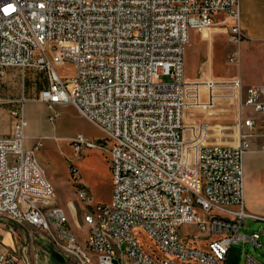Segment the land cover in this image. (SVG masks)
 I'll use <instances>...</instances> for the list:
<instances>
[{
    "label": "built area",
    "instance_id": "obj_1",
    "mask_svg": "<svg viewBox=\"0 0 264 264\" xmlns=\"http://www.w3.org/2000/svg\"><path fill=\"white\" fill-rule=\"evenodd\" d=\"M219 15L236 44L228 60L237 62L247 38L239 0H0V79L9 66L45 72L39 100L48 120L54 125L60 107L73 105L103 132L99 139L76 133L75 153L107 150L112 172L111 200L84 213L81 239L36 158L44 137L27 147L28 121L12 110V132L0 135V229L12 236L7 223L32 226L81 264H229L239 240L264 247L261 230H242L246 217H258L246 206L244 160L264 127V83L185 75L190 31L215 25ZM202 83L209 84L206 97ZM214 84L237 102L236 142L211 141L210 122L195 116L215 105ZM77 185L78 198L91 204ZM185 225L205 242L196 244V235L181 231ZM137 229L162 256L140 242ZM244 255V264H264ZM19 261L17 248L0 240V264Z\"/></svg>",
    "mask_w": 264,
    "mask_h": 264
},
{
    "label": "rangeland",
    "instance_id": "obj_2",
    "mask_svg": "<svg viewBox=\"0 0 264 264\" xmlns=\"http://www.w3.org/2000/svg\"><path fill=\"white\" fill-rule=\"evenodd\" d=\"M219 17H222L219 15ZM223 36H221L222 38ZM249 39V38H248ZM249 41H253L250 39ZM254 42V41H253ZM15 67V66H14ZM61 73L70 72L71 69L59 67ZM218 72L223 76H228L230 67L221 65ZM169 80L168 76L163 77ZM225 85L214 84L216 90L215 105L211 108H199L196 111L197 118L209 121L216 137L210 140L233 142L237 140V102L229 96L231 93L228 89L221 88ZM202 95L206 97L208 83H202ZM67 120L59 132V137L53 139L54 144L47 146L45 141L41 146L36 148L37 157L41 158L47 177L54 185L57 193V201L64 204L68 212L70 224L76 234L81 238L87 235L88 228L84 222V213L90 207H95L97 203L110 202L112 196V172L110 168L109 152L98 147L90 148L77 155L71 145V138L78 132H83L95 139L102 137L103 132L93 123L86 120L76 112L69 110L66 112ZM192 117V116H191ZM190 120V116L186 117V121ZM249 149L245 153V192L246 206L249 212L258 217L248 216L245 218V224L242 230L246 233L261 230L263 235L260 240L264 242V150L259 152H250ZM70 165L77 168L78 180L73 178ZM78 181L85 185L91 196V204H87L80 200L77 193ZM76 191V192H75ZM71 199L72 205L68 207L67 201ZM4 219L0 220V224H4ZM12 226L14 233L12 234L13 243L19 253L20 260L26 261L28 264H41V256L39 251L46 246L52 244L46 233L29 225H19L14 222L7 223ZM9 228V227H8ZM182 232H191L196 235L195 242L204 243L203 237L199 236V230L193 225H185L181 228ZM136 234L140 242L147 248L155 249L160 256L163 254L155 248L154 242L144 232L137 229ZM199 236V237H198ZM11 235L0 230V240L8 244ZM55 247V246H54ZM231 264H244L245 252L249 251L260 261L264 262V247L256 248L251 242L244 243L242 240L233 243L230 248ZM43 264V263H42Z\"/></svg>",
    "mask_w": 264,
    "mask_h": 264
},
{
    "label": "crops",
    "instance_id": "obj_3",
    "mask_svg": "<svg viewBox=\"0 0 264 264\" xmlns=\"http://www.w3.org/2000/svg\"><path fill=\"white\" fill-rule=\"evenodd\" d=\"M239 5L240 21L247 38L240 44L238 61L228 60V55L236 48V44L229 40L228 24H223L222 17L217 16L215 25L203 30L192 29L190 31L189 43L185 52V75L188 79L205 81L232 79L239 76L244 85L264 83V0H239ZM221 36L223 37L221 38ZM250 39H253L254 42L249 41ZM221 65L230 67L228 76H223L218 72ZM46 86L45 72L33 68L22 69L18 66L6 68L4 76L0 79L1 136H7L12 132L11 111L21 110L28 121L27 147H34L41 137H44L42 142L46 140L47 146L54 144L53 139L59 137V132L67 120L66 112L72 110L77 113V111L73 105L61 106V114L53 125L48 120L47 105L39 100L40 91ZM262 133H264V127H259L258 135L252 139L250 152H259L262 149ZM35 154L39 163L43 165L44 161L37 157L36 150ZM75 194L77 195V193ZM72 202L71 199L67 201L68 207L73 204ZM57 203L66 209L67 206L59 201ZM86 226L88 228L87 224ZM0 230L6 232L3 229ZM12 243L13 237L11 236L8 244L12 245ZM196 244L200 245L201 242H196ZM50 246L52 244H46L39 251L41 264H81L74 257L66 256L54 246ZM52 251L61 255L60 260H56L52 256ZM230 251L227 259L229 264L232 260L229 257ZM18 264L28 263L20 260ZM36 264L39 263L36 262Z\"/></svg>",
    "mask_w": 264,
    "mask_h": 264
},
{
    "label": "trees",
    "instance_id": "obj_4",
    "mask_svg": "<svg viewBox=\"0 0 264 264\" xmlns=\"http://www.w3.org/2000/svg\"><path fill=\"white\" fill-rule=\"evenodd\" d=\"M52 247V246H50ZM52 256L56 259V260H60L61 255L58 252L52 251Z\"/></svg>",
    "mask_w": 264,
    "mask_h": 264
}]
</instances>
